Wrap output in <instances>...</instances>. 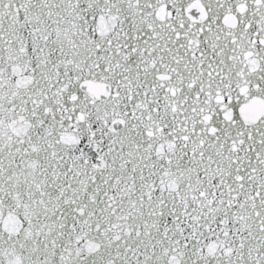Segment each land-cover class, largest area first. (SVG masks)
Segmentation results:
<instances>
[{"label": "snow or ice", "instance_id": "1", "mask_svg": "<svg viewBox=\"0 0 264 264\" xmlns=\"http://www.w3.org/2000/svg\"><path fill=\"white\" fill-rule=\"evenodd\" d=\"M0 264H264V0H0Z\"/></svg>", "mask_w": 264, "mask_h": 264}]
</instances>
